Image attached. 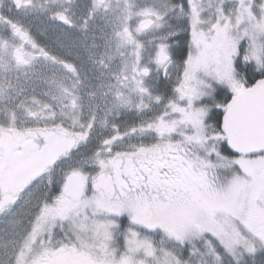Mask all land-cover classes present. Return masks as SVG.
Here are the masks:
<instances>
[{"label": "snow or ice", "instance_id": "6c2138e0", "mask_svg": "<svg viewBox=\"0 0 264 264\" xmlns=\"http://www.w3.org/2000/svg\"><path fill=\"white\" fill-rule=\"evenodd\" d=\"M0 264H264V0H0Z\"/></svg>", "mask_w": 264, "mask_h": 264}]
</instances>
